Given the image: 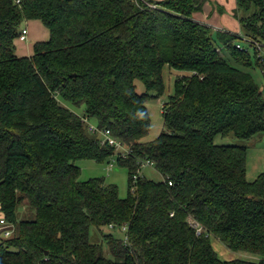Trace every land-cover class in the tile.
<instances>
[{"label":"trees","instance_id":"16d2710c","mask_svg":"<svg viewBox=\"0 0 264 264\" xmlns=\"http://www.w3.org/2000/svg\"><path fill=\"white\" fill-rule=\"evenodd\" d=\"M202 6L0 0V216L12 229L10 238L0 234V264H264V174L248 181L247 148L215 143L263 133L264 101L250 74L253 57L236 47L237 34L214 36L196 22ZM233 16L240 35L264 52V0H236ZM29 21L49 38L18 57L14 42ZM251 47L264 77V55ZM165 66L186 75L162 107L164 130L143 143L145 102L162 96ZM62 102L84 106V117ZM114 156L127 170L125 198L104 179L78 180L74 162ZM144 161L162 181L139 176ZM24 203L34 217L18 221ZM122 227L123 238L90 241L92 229ZM210 235L251 259L221 260Z\"/></svg>","mask_w":264,"mask_h":264},{"label":"rangeland","instance_id":"374dc122","mask_svg":"<svg viewBox=\"0 0 264 264\" xmlns=\"http://www.w3.org/2000/svg\"><path fill=\"white\" fill-rule=\"evenodd\" d=\"M202 0H199V3ZM208 1V2H207ZM206 4H210L207 6H212L211 0H207ZM206 6V5H205ZM211 8V7H210ZM202 12V11H201ZM209 16L208 9L204 7L203 14H199V12L195 13V17H198L202 20H205L206 17ZM206 21V20H205ZM212 19L208 20L211 23ZM207 22V21H206ZM211 25V24H210ZM25 27V25H23ZM211 30V34L215 36L216 33L220 32V30L209 27ZM237 35H240L237 34ZM240 46L249 51L251 57H253V67L250 70V74L255 81V83L259 86L262 99L264 101V77L261 70V67L256 65L254 59V50L253 47L249 46L248 43L238 40L237 41ZM221 54L224 51L221 50ZM263 57L264 52H260L259 55ZM264 63V59H263ZM186 75L185 72L175 71L167 66L163 67L162 70V80L164 84V91L162 96L159 98H149L146 102V108L150 117V131L146 137L142 139L143 143L153 141L159 134L164 130L163 126V118H162V107L168 101L169 97L173 94L174 91V82L178 77ZM136 91L141 94L144 93V86L141 82H136ZM63 103V102H62ZM63 105L67 107L70 111L78 115L79 117H84V106H73L67 102H64ZM88 123L94 127H96V123L93 119H88ZM102 136H100L101 138ZM102 140L104 138L102 137ZM216 144H224V145H237L244 146L247 148V179L248 181H253L260 174H264V132L249 139V140H241L235 139L233 137H220L218 136L215 139ZM122 152V151H121ZM115 156L109 159L108 163L100 164L93 160L83 159L74 162V164L80 169L79 181L85 182L90 179L101 178L104 179L105 184H113L116 185L118 189V194L120 198L127 197V188H128V176L127 170L124 167L118 165L115 161ZM111 165V167L109 166ZM139 176L151 180L154 182H160L163 180L162 175L155 170L154 166H145L140 169ZM24 203L22 206L18 207L17 210V220H30L34 217V210L28 207V205ZM8 230L9 235L4 236L5 231ZM0 234L2 238H10L12 236V229L8 225L7 227L0 228ZM112 234L117 238H123L125 233L124 231L119 230H110L108 228H104L102 230V234L98 235L96 229H92L90 233V241L92 243H104L103 236ZM211 245L216 252L217 256L221 260H250L251 258L247 257V255L233 252L227 249L218 239L214 236L210 235ZM102 243V244H103ZM106 248V247H105ZM107 252V250H105ZM225 252V253H224ZM224 253V255L222 254ZM110 257V256H109Z\"/></svg>","mask_w":264,"mask_h":264},{"label":"crops","instance_id":"0c3cea01","mask_svg":"<svg viewBox=\"0 0 264 264\" xmlns=\"http://www.w3.org/2000/svg\"><path fill=\"white\" fill-rule=\"evenodd\" d=\"M155 2H160L163 0H153ZM202 12L204 7L208 9L209 16L206 17V21L194 16V20L198 23L204 24L208 27H213L220 30L221 33L239 34L240 26L237 20L233 16V11L236 8V0H211L212 6H207V0H202ZM201 1V2H202ZM208 2V1H207ZM206 5V6H205ZM211 7V8H210ZM221 10V12L219 11ZM212 19L211 23L208 20ZM211 24V25H210ZM25 27L22 26L21 30L26 28L28 31L27 40L25 42H20L16 40L15 45V55L18 57H30L33 54V45L36 42H44L49 38V32L39 21H29L26 22ZM1 217V216H0ZM225 253V252H224ZM224 253H222L224 255Z\"/></svg>","mask_w":264,"mask_h":264},{"label":"built area","instance_id":"2783aa9c","mask_svg":"<svg viewBox=\"0 0 264 264\" xmlns=\"http://www.w3.org/2000/svg\"><path fill=\"white\" fill-rule=\"evenodd\" d=\"M150 7L151 8H155L154 6H150ZM27 34H28L27 29L26 28L22 29L20 34H19V36H18V38H17V40L20 41V42H25L27 40ZM238 40H242V41L248 43L249 46H254L259 52L263 51V49H262L263 47L259 43L251 42V41L247 40L245 37H243L242 35H238ZM236 47L240 48V49H243L240 46V44H238V42H237ZM82 121L87 125L88 131L90 133L94 134V133L98 132L97 128L92 126V125H90L86 118L82 119ZM104 136H105V141H107L110 146H113L115 148L116 154H119L121 157H126L129 154V150L127 148L123 147L122 144H120L119 142H117L116 140L111 138L109 136V132L108 131L104 132ZM148 165L149 166H153V163L150 162V161H144V162L141 163L140 167L143 168V167L148 166ZM109 166L111 167V165H109ZM4 226L7 227L8 224H6L4 219L2 217H0V228H2ZM125 229H126L125 227H122V231H125ZM8 235H9V233H8V230H7V231H5L4 236H8Z\"/></svg>","mask_w":264,"mask_h":264},{"label":"water","instance_id":"95a60500","mask_svg":"<svg viewBox=\"0 0 264 264\" xmlns=\"http://www.w3.org/2000/svg\"><path fill=\"white\" fill-rule=\"evenodd\" d=\"M47 255V253H45Z\"/></svg>","mask_w":264,"mask_h":264}]
</instances>
